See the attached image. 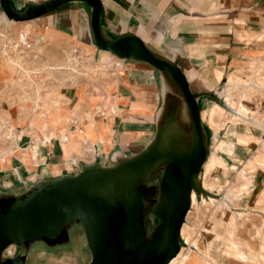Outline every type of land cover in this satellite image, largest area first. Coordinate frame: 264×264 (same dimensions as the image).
Masks as SVG:
<instances>
[{
	"label": "crops",
	"instance_id": "crops-1",
	"mask_svg": "<svg viewBox=\"0 0 264 264\" xmlns=\"http://www.w3.org/2000/svg\"><path fill=\"white\" fill-rule=\"evenodd\" d=\"M45 1L10 0V3L14 10L21 12ZM101 4L100 22L105 37L112 40L125 34L138 35L156 54L179 65L186 73L192 90L200 93L201 116L210 105L205 106V100L221 103L223 98L218 91L228 76L246 83L255 81L258 86L259 82L262 83V87H251L246 99L249 100L248 111L259 118L264 115V0H101ZM2 12L0 0V16ZM91 15L90 4L72 1L56 11L30 20L35 35L40 37L42 43L39 44L44 48L45 57L52 58L46 62L58 61L67 51L99 55ZM2 52L0 44V86L4 87L17 73ZM122 64L123 67L99 92L82 81L62 90L74 104L81 102L83 105V111H80L82 120L78 118L70 122L72 115L67 123L72 132L69 155L65 154L54 126H51L41 133L43 139L44 135L55 137L47 144L41 139L38 158H43L42 161L37 162L27 153L31 146L19 145L14 149L8 146L3 149L7 152L3 154L4 160H1L0 153V176L9 182L34 183L78 174L84 166L112 167L114 163L135 157L147 149L164 122L178 119L181 123L185 118L189 124L187 107L172 86V83L178 86L175 79L148 62L123 60ZM217 71L223 72L219 80ZM253 88L262 95H253ZM108 99L111 100L109 104H116L117 113H107L110 105L105 107L104 104ZM98 106L103 108L98 109ZM87 112H91L93 119L86 115ZM23 120L20 113L13 115L12 123L16 130L27 126ZM204 127L208 144V131L213 127L207 121H204ZM253 129L259 133L260 129ZM151 131L155 136L148 142ZM239 144L252 150L258 143L247 145L238 142L233 154L225 156L229 164L231 159L240 161L244 157L236 151ZM253 153L247 155L244 162ZM263 159L264 156L262 162ZM17 168L20 170L18 175L15 173ZM261 174L264 173H256L254 187L264 186L258 185ZM223 175L225 178L224 172ZM255 192L252 190L250 195L254 196ZM221 218V214L215 219L211 216L206 225H210L212 231L214 228V231L225 233L226 224L221 223ZM201 234L211 246L212 259L216 264H239L240 261L247 264L236 256L240 249H252L242 244L244 240L228 238L226 234L220 238L213 233ZM231 241L234 243L229 244ZM193 254L187 256L189 264H197V259H192Z\"/></svg>",
	"mask_w": 264,
	"mask_h": 264
},
{
	"label": "water",
	"instance_id": "water-1",
	"mask_svg": "<svg viewBox=\"0 0 264 264\" xmlns=\"http://www.w3.org/2000/svg\"><path fill=\"white\" fill-rule=\"evenodd\" d=\"M72 1L92 6V32L100 49L146 61L177 81L189 114L187 126L191 131L192 149L182 153L168 148L171 137L180 132L181 124L178 119H171L161 125L151 145L135 157L113 167L84 166L78 174L38 182L34 185L37 189L28 197L0 209V258L11 245L57 238L65 233L63 228L76 221L85 231L92 252L88 264H168L183 245L181 230L192 207V191L202 190L198 187V177L209 153L198 100L200 93L192 90L179 65L156 54L140 36L125 34L112 40L106 38L100 22L101 0H47L21 12L12 8L10 0H1V6L9 18L26 21ZM156 166L163 168L159 192L169 211L165 219L158 213L161 222L149 237H144L143 202L135 196L137 193L124 188L140 187L143 182L139 181L140 176ZM112 191L114 198L108 195ZM164 221L163 237H154ZM133 243L137 246L132 247ZM21 258H8L7 264H23Z\"/></svg>",
	"mask_w": 264,
	"mask_h": 264
},
{
	"label": "rangeland",
	"instance_id": "rangeland-1",
	"mask_svg": "<svg viewBox=\"0 0 264 264\" xmlns=\"http://www.w3.org/2000/svg\"><path fill=\"white\" fill-rule=\"evenodd\" d=\"M62 6L63 5L52 11H56ZM3 14H5L4 10L2 12V15ZM6 17L8 16L6 15ZM19 26L20 25L17 24L6 25L0 22V29L3 33L0 34V44L3 47L2 53L6 61L17 73L16 77L11 79V83L7 86L5 84L4 87L0 86V152L4 151L3 149L8 146H12L13 149L19 145L39 148V145H42V130H49L52 126L53 119L62 118V121L58 125V130L61 133H56L58 135L57 137L60 138L68 128L67 123L69 122V117L71 118L73 115L74 119L78 120V118H80L82 120L80 111H83L81 102L76 106L77 104H74L70 97L62 91L63 89L70 86L72 87V85L82 81L90 85L96 92H99L108 84L111 78L116 75L118 69L123 67V60L143 62V60H137L115 53H111L113 58L109 54H103L101 57L102 49L98 50L99 55L95 56L67 51V56L64 54L58 61H53L54 63L63 61L65 66L62 68H52L49 65L53 63L50 64L46 62L47 58L45 57V53L38 51V46L36 44L29 50L20 46L21 34L24 35L25 33H29L28 36L32 42L38 39V36L35 35L32 24L25 23L21 28ZM16 37L17 40L15 45L11 47ZM47 60H52V58ZM116 61H120L121 65H118ZM39 89L40 97L38 93ZM240 92L237 94V98L240 97ZM253 95L262 94L254 89ZM208 100H205L206 106L212 103ZM110 101L111 100L108 99V102L104 104L105 107H108L107 104H109ZM220 104L228 111L227 115H234L236 113L235 110L225 105L224 99L221 100ZM109 105L110 107H108L107 113L115 106V104L112 103ZM102 108V106H98V109ZM258 110L257 108L256 112H258ZM15 113H20L24 119L22 123H27V126H24L20 131L16 130L17 135L21 134V136L16 137L11 135L8 138L9 130L15 126L12 123V117ZM86 115L88 117L92 116L91 112H87ZM73 121L74 120L71 119L70 122ZM204 121L203 119V123ZM46 122L49 124L48 126H45ZM256 129H260L258 134L254 132L253 128H250L249 124L244 126L230 124L219 132L215 129H211L210 132L208 131L209 153L212 149L214 139L216 138L221 137L234 143L229 151L223 152L224 157L221 160L224 164H220L218 167L214 168L209 178V184L217 187V176H221L224 180V172L227 174V179L225 176V184L228 183V187L226 190L223 187L220 192L216 190V188L205 190L202 187V175L200 173L198 177V187L204 192L202 190L199 192L197 191V198L200 201L203 198L210 200V197L215 198L216 201L223 199L229 201L224 207L218 204H206L201 209L197 207L194 208L189 219V224L192 226V231L190 233L195 235L196 233L201 234L202 232L204 234L206 232H204L202 226L207 224L211 216L215 219V217H219V214H221V223L227 224L234 221L236 239L239 238L244 240L242 244L253 249H247L249 251L243 250L248 257L251 255L255 256L253 264H264V186H259L258 188L254 187L256 173L258 171L264 173V162H262V157L264 156V129L259 127H256ZM245 132H253L259 136L260 139L249 142L237 139L239 134ZM13 136L16 137L15 141ZM154 136V131H151L148 134V142H151ZM238 142H244L247 145H250L251 142L258 144L252 150H248L244 145L242 146V144H239V148H237L236 151H238L239 156L244 157H241L240 161H233L231 159V163L229 164L225 156L226 154H233L235 145ZM61 146L64 148L62 144ZM248 148L250 147L248 146ZM66 151H69V149ZM252 152H254L253 155L244 162L247 155L252 154ZM116 165L117 164L114 163L113 166ZM1 173L2 171L0 170V174ZM162 175L163 168L161 167L157 172L152 174L149 179L144 180L138 185L156 187V190L150 197V204L148 207L144 208L142 213L145 228L144 237H149L155 226L161 222V216L154 210L157 202L161 200L159 185ZM260 177L259 182L257 181L258 185H264V174H261ZM4 178V176H0V205L26 192L32 185H36L39 182H34L33 180L34 183L29 181L9 182ZM7 182H9V184H7ZM254 189L256 190V194L251 196L250 194ZM235 193L240 194L241 197H234L233 195ZM239 212H241L242 215H240ZM63 232L67 234V238L64 240L52 241L47 238H39L24 242L20 245H11L0 258V264H7L8 258L17 256L24 257L23 264H88L92 258V252L82 226L75 221L63 228ZM231 243H234V241H231L229 244ZM197 258L199 257L196 254L192 257L193 260ZM246 262L250 264V262ZM243 263L244 262L240 261L239 264ZM233 264L235 263L233 262Z\"/></svg>",
	"mask_w": 264,
	"mask_h": 264
},
{
	"label": "bare ground",
	"instance_id": "bare-ground-1",
	"mask_svg": "<svg viewBox=\"0 0 264 264\" xmlns=\"http://www.w3.org/2000/svg\"><path fill=\"white\" fill-rule=\"evenodd\" d=\"M0 22L5 23L6 25L17 24V25H20L19 26L20 28L25 23H30L31 24L30 20L16 21V20H14L12 18L6 17L5 14L0 16ZM27 25H29V24H27ZM32 29H33V26H32ZM15 32H16V29H15ZM0 34H3L1 29H0ZM27 34H29V33H27ZM4 35H6V34H4ZM16 35H17V33H16ZM16 40H17V37H16V39H14L13 43L11 44L12 45L11 47H13L15 45ZM36 40L34 41L33 47L36 44V45H38V47H37L38 51L44 52L43 46L39 44V42H41V41H39L40 37L38 39H36ZM103 54H109L112 57V54H111L110 51L102 50L100 56L102 57ZM125 54H128V52H125ZM118 62L121 65V62L120 61H118ZM49 66H51L52 68H56V67L62 68L65 65H64V63L62 61V62H58V63H53L52 65H49ZM222 75H223V72L217 71L216 72L217 80H219L222 77ZM172 86L174 87L175 91L178 92V90H179L178 86H176V84H174V83H172ZM259 86L262 87V83L261 82H259ZM259 86L257 85V83L255 81H251L249 83H246V82H243V81L232 80L228 76V79L225 82L224 86L218 92H219V95L222 96V98L224 99L225 105H227L231 109L235 110L236 113L234 115L233 114L232 115H227L228 111L224 108V106L222 104H220V103H218L216 101V102L211 103L208 108L203 110V112H202L203 119L205 121H207L208 124L211 127H213V129H215L218 132L222 131L227 125H230V124L239 125V126H244L246 124H249L250 128L259 127V128L264 129V115L261 116V118H259V117L255 116L254 114H252L250 111L247 110L248 109L247 105H248V101H249L248 98L246 99L247 92H248V90L251 87L259 88ZM253 90H254V88H253ZM239 92L241 93V95H240V97L237 98L236 96H237V94ZM38 93H39V97H40V89L38 90ZM177 95H178V93H177ZM79 103H76L77 104L76 106H78ZM174 109H176V108H174ZM118 111L119 110L117 109L116 104H115V106H113L110 109L109 113H112V112H114V113L116 112L117 113ZM120 112H122V111H120ZM253 112H255V111H253ZM174 117H177V116L174 114ZM90 118H92V116ZM72 120H76L77 121V119H74V118H72ZM61 121H62V118L61 119H53L52 126H54L56 133H61L58 130V125H59V123ZM48 125L49 124L46 122L45 126H48ZM179 130H180V132L179 131L175 132L174 133V137H171L170 146L168 148H171L172 150H179L182 153H188L192 149V137H191L190 128L187 126V124L185 122V118L181 122V124L179 126ZM11 135H14L16 137L21 136V134L17 135L16 128L14 126L9 130L8 138ZM71 135H72V132H70V130L67 128L65 130V132L63 133V135L60 136L61 142H62L61 144L64 146L63 149H64V152H65L66 155H69V153H70V151H66V150L69 149L70 136ZM14 136H13V138H14V141H15L16 137H14ZM54 138L55 137H53L51 135H44V139L43 140H44V143L47 144L48 142L53 141ZM66 138H67V140H66ZM237 139H242V140H245V141L249 142V141L258 140L260 138H259V136H257L253 132H250V133L245 132V133L239 134ZM233 145H234V143L232 141H227V140H225L224 138H221V137L214 139V143H213L212 149L210 150L208 159L204 163L203 171L201 172L203 189L212 190V189L216 188V190H218L219 192L221 191V189L223 187H224L225 190L227 189L228 183L225 184V182H226L225 178L223 180L222 178L217 176V187L209 184V178H210L211 173L214 170V168L218 167L220 164H224V162L221 160L224 157L223 152L224 151H229L233 147ZM11 149H13L12 146H11ZM11 149L8 148V151L11 150ZM38 151H39V148H33V146H31V149H29L27 151V153H30L31 156L35 157L36 161L39 162V161H42L43 158H41V159L38 158ZM5 152L4 151L0 152V153H2L1 160H4V155H5L4 153ZM158 169H159V167H157V166L154 167L148 173L143 174L142 176H140L139 181L142 182V181H144V179L146 180L152 173L156 172ZM15 173H17V175H18V173H20V170H18V168H17L15 170ZM226 179H227V174H226ZM7 184H9V182H7ZM36 189H37V187L32 185L26 192L21 193V194L17 195L15 198L7 200L3 205H0V209L11 205V204L15 203L18 200L25 199L32 192H34ZM124 190L134 191L135 193H137L135 196L138 198L139 201L142 200L144 208H146V207H148V205L151 202L150 201V197L154 193V191L156 190V187H146V186L145 187L144 186L136 187V186H134L133 190H132L131 187H126V188H124ZM108 195L111 198H114L116 196L114 191L108 192ZM233 196L236 197V198H240L241 197L240 194H236V193ZM228 201L229 200H227V199L217 200L216 201V199L213 198V197H210V200H208L207 198H203L200 201L197 198V190L194 189L192 191V207H191V209H190V211H189V213L187 215L186 221H185V223H184V225L182 227V230H181V236H182V240H183V245L181 247V250H180L179 254L175 258H173L172 261L169 262L168 264H189L188 263L189 260H188L187 256L191 255L193 253H194L193 254L194 256L196 254L199 257V258H197V261H196L197 264H216L215 260L212 259L211 246L203 238V235L202 234H198V233L193 235L192 233H190L192 231V226L189 224V219H190V216H191V213H192L193 209L196 208V207L201 209L206 204H212V205H217L218 204L219 206L224 207L225 204L228 203ZM168 211H169L168 207L164 204V202L162 200L157 202L156 207H155V212L161 214V216L165 219L166 216L168 215ZM239 213H240V215H242L241 212H239ZM194 224H195V222H194ZM209 224L212 225L213 223L210 222ZM224 226H226L225 227V233H223V232L220 233L218 231H214L215 230L214 228H213V231H212V228H211L210 225H205V226H202V227L204 228V231L206 233H213L214 235H216L219 238L223 234L228 235V238L236 237L235 236L236 227H235V223L233 221L230 222L229 224L224 225ZM164 228H165V221L159 227H157V229H156V231L154 233V237H159V236L163 237L164 230H165ZM261 237H263V236H261ZM66 238H67L66 234L65 233H61L57 238H53L51 240L52 241L53 240L54 241L55 240H64ZM160 239L161 238H159V240ZM140 240H141V236H140L138 241H140ZM147 241L148 240H146L144 243H146ZM134 243H133L132 247H136L137 246V245L135 246ZM236 256L239 257L240 259H242L243 261H249L252 264L255 261V256L254 255H251L250 257H248L247 254L243 250L239 251L236 254ZM21 259H22V262H24V257H22ZM262 261H261V263H262Z\"/></svg>",
	"mask_w": 264,
	"mask_h": 264
},
{
	"label": "built area",
	"instance_id": "built-area-1",
	"mask_svg": "<svg viewBox=\"0 0 264 264\" xmlns=\"http://www.w3.org/2000/svg\"><path fill=\"white\" fill-rule=\"evenodd\" d=\"M34 42H32L28 36V34H21L20 36V46L24 47L25 49H32ZM67 140V138H66Z\"/></svg>",
	"mask_w": 264,
	"mask_h": 264
}]
</instances>
